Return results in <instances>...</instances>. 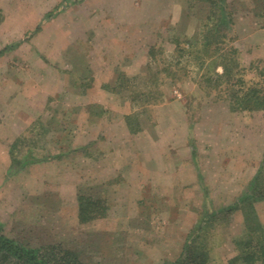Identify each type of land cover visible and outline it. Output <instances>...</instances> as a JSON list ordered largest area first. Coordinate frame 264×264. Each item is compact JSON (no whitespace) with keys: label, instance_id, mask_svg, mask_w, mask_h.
Returning a JSON list of instances; mask_svg holds the SVG:
<instances>
[{"label":"rangeland","instance_id":"obj_1","mask_svg":"<svg viewBox=\"0 0 264 264\" xmlns=\"http://www.w3.org/2000/svg\"><path fill=\"white\" fill-rule=\"evenodd\" d=\"M207 1L227 22L205 54L207 75L235 57L256 82L258 0H0L3 234L75 250L81 264H167L190 240L209 264L245 263L234 259L240 201L255 176L264 190V110L231 109L200 80V60L178 56L197 46ZM141 91L154 93L150 103ZM124 122L139 135L122 134ZM78 195L101 200L104 215L82 221ZM253 205L264 230V197Z\"/></svg>","mask_w":264,"mask_h":264},{"label":"trees","instance_id":"obj_2","mask_svg":"<svg viewBox=\"0 0 264 264\" xmlns=\"http://www.w3.org/2000/svg\"><path fill=\"white\" fill-rule=\"evenodd\" d=\"M207 2L209 3L207 6L210 7V11L208 12V16L205 17V21L200 25L201 30L198 33L197 42L195 43L197 46L194 50H192V42H186L187 46L181 47V51H179L180 54L178 56L192 55L196 61L193 62L194 64H197V61L200 60V63L196 65V68L202 70L200 80H204L208 83L209 90L213 89L222 93L223 99L229 102L231 109L247 111L264 110V88L258 86L259 77L261 79L264 75V67H261L260 69L259 66L255 67L257 68L256 70L259 69V77L256 82L252 83V81L245 79V69H243L242 65L235 60V57H228L226 61L219 64L221 71L218 72L216 69H213L209 71L210 75H207L209 69L208 65H210L208 62L212 60L210 59L212 57L208 59L205 54L210 53L208 52L210 48L214 51V48L220 44V36H216V33L221 32L224 26L227 25V22L221 19L222 17H215L213 15L215 13L213 7L216 6L217 3L215 1ZM254 10H256L257 16L264 17V1H254ZM174 64H178V62H175ZM171 67L172 65H168V67H166V72L173 76V72L170 73V70H172ZM178 70L180 69L178 68ZM149 77L152 78L153 75L148 74L146 77L147 79H145L147 83L150 81L148 79ZM118 79L116 87L123 86V80L125 78L121 76ZM152 93V91H150V93H144L143 91L139 92L144 104L150 103V99L154 97V93ZM128 121L127 123L129 125ZM130 129L132 131L136 130L133 127ZM46 131L47 129H44L42 124H40V127L37 128V130L35 128V133L37 135L45 133ZM19 139L21 142L23 141V137ZM14 147L13 143L10 147L12 161L14 160ZM29 155L30 158L24 157V160L32 159L31 154ZM49 157L43 156L42 158L45 161ZM25 162L26 161H20L19 164L24 165ZM251 182L252 184L250 185V189L246 193L247 197L240 201L247 206L244 210L242 208L245 227L243 235L236 241L237 247H240L241 249L238 248V251H240L234 259L241 260L242 262H245L244 264H256L257 262L264 264V230L261 228V224L257 219L253 205V202L259 197H264V190L263 193L260 191L263 179H259L258 176H255L252 178ZM77 199L79 200L78 215L81 217L85 213L82 221L104 215V209L100 208L101 200H98L97 198L93 199L88 196L81 197V195H78ZM195 238L197 239L198 237ZM193 241L196 240H190L189 242L191 243L186 244L185 252L182 253L180 258L169 261L167 264H209L207 263L208 260L206 252L202 251L204 245L201 243H198L197 245V243H194ZM248 246L249 248H253L246 249ZM256 246L259 248L257 249ZM0 264H81V262L79 254L75 250L69 248H59L53 244L45 245L43 247L26 246L13 238L6 236L0 229Z\"/></svg>","mask_w":264,"mask_h":264},{"label":"crops","instance_id":"obj_3","mask_svg":"<svg viewBox=\"0 0 264 264\" xmlns=\"http://www.w3.org/2000/svg\"><path fill=\"white\" fill-rule=\"evenodd\" d=\"M79 1H81L82 2V4L83 5H85V4H88V2H90V3H96L97 5L98 4H100L101 2H105V1H108V0H79ZM111 1V0H110ZM113 1H116V0H113ZM80 2V3H81ZM99 2V3H98ZM101 95V94H100ZM102 97H103V95H102ZM82 100H84V99H82ZM94 101H96V100H94ZM93 102V101H92ZM97 103H102L103 102V99L102 98H100V100L99 99H97V101H96ZM123 123V122H122ZM126 124H125V122H124V124H122V126H121V128H122V130H121V132H122V134H124V135H128L130 138H134L136 135H139V133L140 132H130V130L128 129V128H126L127 126H125ZM139 131V130H138Z\"/></svg>","mask_w":264,"mask_h":264}]
</instances>
